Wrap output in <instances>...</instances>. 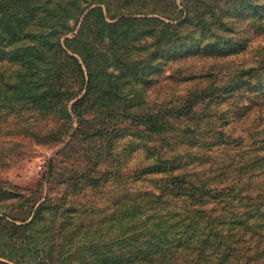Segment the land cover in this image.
Returning a JSON list of instances; mask_svg holds the SVG:
<instances>
[{"label":"trees","instance_id":"16d2710c","mask_svg":"<svg viewBox=\"0 0 264 264\" xmlns=\"http://www.w3.org/2000/svg\"><path fill=\"white\" fill-rule=\"evenodd\" d=\"M259 34L264 0H0V105L6 112L13 105L26 111L30 106L39 114L68 116L71 110L95 119L108 105L122 108L120 114L131 121L126 126L168 148L169 139L181 144L196 129L213 126L218 106L242 95V87L251 84L264 93V58L249 68L228 67L231 77L225 81L214 73L192 86L183 78L166 84L177 70L166 71L196 57L241 55ZM115 72L127 75L133 93L122 92ZM149 84L159 98L154 110L144 100ZM200 111L207 122L196 117ZM257 145L264 148L263 137ZM162 152L153 168L136 173L145 190L118 189L131 197L124 205L117 200L101 208L66 198L61 205H38L27 223L0 217V264H28L15 256L22 251L25 257L36 235L42 239L38 264H264L263 168L253 162L235 170L251 169L248 178H225L220 170L204 174L207 180L224 177L213 186L179 172L178 162ZM153 199L173 211L179 207L178 213L152 206L153 214L135 222L134 205Z\"/></svg>","mask_w":264,"mask_h":264},{"label":"rangeland","instance_id":"374dc122","mask_svg":"<svg viewBox=\"0 0 264 264\" xmlns=\"http://www.w3.org/2000/svg\"><path fill=\"white\" fill-rule=\"evenodd\" d=\"M248 46L243 54L225 60L207 61L196 57L173 63L166 74L177 70L175 78L166 80V84L171 86L172 81L181 78L190 86L205 84L214 73L225 81L227 76L231 77L228 67L245 64L249 68L264 58V34L250 37ZM184 48V51L189 50ZM36 72L43 74V66ZM119 86L124 94L133 93V85L127 75L120 74ZM145 90L147 107L154 110L155 103L159 101L155 97V86L149 84ZM163 91L171 92L168 85ZM239 92L242 95L238 93V96L228 98L218 106L211 118L216 120L213 126L196 129L197 133H190L181 144L169 139L171 146L168 148L162 141L150 139L137 128L126 126L131 121L125 119L127 115L120 114L122 108L113 109L108 105L95 119L89 115L79 118L71 110L68 116L39 114L30 106L26 111L13 105L14 110L6 112L0 105V192L6 198L0 201V217L11 219L16 225L22 224L23 219L27 223L38 205H61L66 198L77 204L96 202L101 208H112L117 200H121L117 204L124 205L131 197L128 193L118 192V189L124 187L133 193L139 188L145 190L146 185L141 181L137 183L136 173L153 168L160 151L169 161L178 162L179 172L194 173L196 178L213 186L224 177L248 178L251 169L235 171L240 165L254 162L263 168V172L264 148H256L259 140L264 139V93L259 95L251 84ZM196 117L207 122L202 111ZM252 131L258 134L252 137ZM218 170L219 174H225L224 177L205 178L204 174H216ZM118 175H123V178ZM154 177L149 176L147 181L151 179L155 183ZM259 181L264 182L262 175ZM88 183L95 187L89 189L85 185ZM152 189L155 195L160 194V191ZM137 204L131 211L135 213V222L139 215L144 219L147 214H153L152 206L154 211L165 214L178 213L179 208L173 211L170 204L154 205V199L140 200ZM21 252L17 253L16 259L38 264V260H42L41 235L27 242L25 257H21Z\"/></svg>","mask_w":264,"mask_h":264},{"label":"water","instance_id":"95a60500","mask_svg":"<svg viewBox=\"0 0 264 264\" xmlns=\"http://www.w3.org/2000/svg\"><path fill=\"white\" fill-rule=\"evenodd\" d=\"M50 162H51V160H49V165H48V167H50ZM49 173V169H48V171H47V174Z\"/></svg>","mask_w":264,"mask_h":264}]
</instances>
